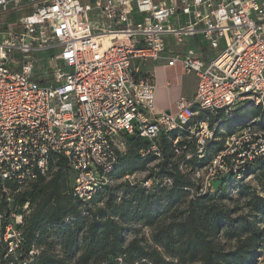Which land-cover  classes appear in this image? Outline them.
<instances>
[{
	"label": "built area",
	"instance_id": "obj_1",
	"mask_svg": "<svg viewBox=\"0 0 264 264\" xmlns=\"http://www.w3.org/2000/svg\"><path fill=\"white\" fill-rule=\"evenodd\" d=\"M164 53L167 66L197 77L193 95L168 113L155 107L152 75L141 72ZM239 104L264 105V0H0V183L26 186L61 155L72 195L89 203L110 182L126 136L146 139L141 156L158 161L162 136L176 155L199 160L221 140L189 169L191 193H206L264 156L254 120L217 138ZM134 176L123 178L146 191L172 182L148 168ZM3 240L8 252L20 241L11 223Z\"/></svg>",
	"mask_w": 264,
	"mask_h": 264
},
{
	"label": "trees",
	"instance_id": "obj_2",
	"mask_svg": "<svg viewBox=\"0 0 264 264\" xmlns=\"http://www.w3.org/2000/svg\"><path fill=\"white\" fill-rule=\"evenodd\" d=\"M249 116L264 119V110L242 107L232 119L227 118L242 123ZM225 126L227 134L233 132L230 125ZM125 144L111 178L143 171L156 158L152 153L141 156L140 150L149 145L142 137L126 136ZM221 148L222 141L214 140L203 160L186 159L184 152L176 155L168 137L162 136V159L154 174L171 178V185L154 191L125 182L104 186L97 192L105 193L104 204L94 209L82 208L88 203L72 195L73 172L65 157L53 155L47 173L39 174L24 191L15 193L14 183H0V264H261L264 156L251 162L242 176L225 175L215 180V189L198 195L191 193L196 180L190 171L180 170V165L192 169L204 164ZM68 171L73 175L70 186ZM251 174L261 192L242 184L244 175ZM231 190H236L235 198ZM25 203L27 212L21 209ZM14 208L22 215L15 225L20 241L8 252L3 233Z\"/></svg>",
	"mask_w": 264,
	"mask_h": 264
},
{
	"label": "rangeland",
	"instance_id": "obj_3",
	"mask_svg": "<svg viewBox=\"0 0 264 264\" xmlns=\"http://www.w3.org/2000/svg\"><path fill=\"white\" fill-rule=\"evenodd\" d=\"M100 24V26H106V24L105 23H103V22H100L99 23ZM188 46H192L191 44H189ZM172 48L175 50V51H182L183 50V47H175V46H172ZM53 51H55V50H53ZM37 74H42V68H38V73ZM242 107H244V108H248L249 107V109L250 108H260V109H263L264 110V105H262V104H258V105H247V106H243L242 104H239L235 109H234V111H233V115H232V117L233 116H236L237 115V113L239 112V110L241 111L242 110ZM232 117L231 118H229V119H232ZM229 119H226L225 121H223L222 122V124H221V127H220V129H219V131H218V133H217V138L219 137V139H221V135H223L224 136V134H227L226 132H225V130H226V126H225V124H227V126H231L232 127V130L233 131H235V130H237V129H239V128H241L243 125H245L246 123H249L251 120H254L255 121V127H256V129L257 130H263L264 131V119L261 117V116H254V117H252V116H249V118H246V119H243V122L242 123H239V122H234L233 121V123H231V121L232 120H229ZM262 123H263V125H262ZM125 140H126V138H124ZM159 142H160V139L158 140V141H156V145L159 147ZM159 163V161L158 160H156V158L155 159H152L147 165H146V168H145V170L148 168V170H149V173H156L157 172V164ZM188 171H189V169H187ZM144 171V170H143ZM143 171H137V172H135V173H133L135 176H134V179L132 180V181H138V180H140L141 179V177H142V172ZM50 173L52 172V171H49ZM47 173V172H46ZM67 175V179H68V185L70 186L71 185V180H72V173H70L69 171H68V174H66ZM121 182H125V183H129L126 179H124L123 177L122 178H118V179H116V178H111V180H110V182L108 183V185H106V187H113V186H115V185H117V184H119V183H121ZM242 184H249L252 188H254L257 192H261V190H260V188H259V186H258V183H257V181L254 179V176H253V174H251V175H244V178L242 179ZM217 182L216 181H213V189H215L216 187H217ZM29 186V184L28 185H26V186H22V187H17V189H16V191H15V193L16 192H18V191H24L25 189H27V187ZM6 191H7V193H9L10 191L8 190V189H5ZM119 190L117 191V194H119ZM236 190H231L230 191V196L232 197V198H235L236 197ZM104 201H105V193H103L102 192V194H96L95 196H94V199L90 202V203H88V204H86L85 206H82V208H84V207H91V208H97V207H101V206H103V204H104ZM9 202H11L12 203V201H11V199L9 200ZM229 207H232V203L230 202V201H228V200H225L224 201ZM27 203H25L24 205H26ZM23 205V206H24ZM27 206L28 205H26V207L24 208V207H22L21 209L22 210H25V212H27L28 211V209H27ZM15 210H13V212H12V215H11V218H10V222L9 223H11L12 224V226L15 228V225L17 224V223H20L21 222V220H22V215L19 213V211H18V208H14ZM17 230V229H16ZM128 237L129 238H131V235L129 234L128 235ZM262 261V257H259L258 258V262L260 263ZM261 264H264V262H261Z\"/></svg>",
	"mask_w": 264,
	"mask_h": 264
},
{
	"label": "crops",
	"instance_id": "obj_4",
	"mask_svg": "<svg viewBox=\"0 0 264 264\" xmlns=\"http://www.w3.org/2000/svg\"><path fill=\"white\" fill-rule=\"evenodd\" d=\"M165 55L158 60L145 61L141 72L152 75L155 107L166 112L175 110V101L179 97L190 98L193 95L197 77L193 72L185 73L179 63L167 66Z\"/></svg>",
	"mask_w": 264,
	"mask_h": 264
},
{
	"label": "water",
	"instance_id": "obj_5",
	"mask_svg": "<svg viewBox=\"0 0 264 264\" xmlns=\"http://www.w3.org/2000/svg\"><path fill=\"white\" fill-rule=\"evenodd\" d=\"M167 113L169 112V111H166Z\"/></svg>",
	"mask_w": 264,
	"mask_h": 264
}]
</instances>
